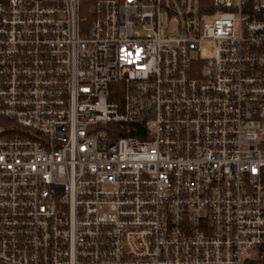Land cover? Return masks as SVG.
Wrapping results in <instances>:
<instances>
[{
  "label": "built area",
  "instance_id": "obj_1",
  "mask_svg": "<svg viewBox=\"0 0 264 264\" xmlns=\"http://www.w3.org/2000/svg\"><path fill=\"white\" fill-rule=\"evenodd\" d=\"M213 5L0 0V264H264V0Z\"/></svg>",
  "mask_w": 264,
  "mask_h": 264
},
{
  "label": "rangeland",
  "instance_id": "obj_2",
  "mask_svg": "<svg viewBox=\"0 0 264 264\" xmlns=\"http://www.w3.org/2000/svg\"><path fill=\"white\" fill-rule=\"evenodd\" d=\"M166 3L170 2L173 6V10L176 9L178 11L177 16L168 15L165 10H161L160 12V35L163 38H173L177 35L178 27L180 26L182 29H185V24L187 23H196L197 22V0H165ZM180 7V9H179ZM179 9V10H178ZM189 13L192 12L193 16L184 17L181 13ZM173 18H175L174 21ZM215 50V45L213 43H204L200 46V57L202 59H207L210 57Z\"/></svg>",
  "mask_w": 264,
  "mask_h": 264
},
{
  "label": "trees",
  "instance_id": "obj_3",
  "mask_svg": "<svg viewBox=\"0 0 264 264\" xmlns=\"http://www.w3.org/2000/svg\"><path fill=\"white\" fill-rule=\"evenodd\" d=\"M98 0H81L82 10L85 12L87 8H89L93 3ZM217 9L213 5V0H197V16L203 17L206 15L213 14ZM132 136H136L135 134H130Z\"/></svg>",
  "mask_w": 264,
  "mask_h": 264
}]
</instances>
